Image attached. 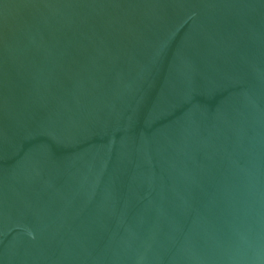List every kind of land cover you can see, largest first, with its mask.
Returning <instances> with one entry per match:
<instances>
[{
  "label": "water",
  "instance_id": "1",
  "mask_svg": "<svg viewBox=\"0 0 264 264\" xmlns=\"http://www.w3.org/2000/svg\"><path fill=\"white\" fill-rule=\"evenodd\" d=\"M0 264H264V0H0Z\"/></svg>",
  "mask_w": 264,
  "mask_h": 264
}]
</instances>
